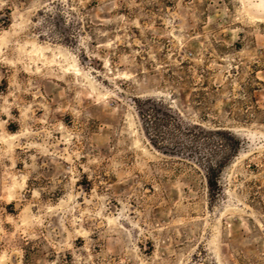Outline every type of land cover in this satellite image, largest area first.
Segmentation results:
<instances>
[{"label":"rangeland","instance_id":"374dc122","mask_svg":"<svg viewBox=\"0 0 264 264\" xmlns=\"http://www.w3.org/2000/svg\"><path fill=\"white\" fill-rule=\"evenodd\" d=\"M0 264H264V0H0Z\"/></svg>","mask_w":264,"mask_h":264},{"label":"trees","instance_id":"16d2710c","mask_svg":"<svg viewBox=\"0 0 264 264\" xmlns=\"http://www.w3.org/2000/svg\"><path fill=\"white\" fill-rule=\"evenodd\" d=\"M157 107H159V109H156V113H158L160 111V107H162L160 104H156ZM167 112L171 113L170 109H166ZM175 123H176V127L180 128L183 126L182 121L176 117L174 119ZM187 131H190L189 133L191 134V137H198L197 134L202 133L203 130L200 129L197 126L191 125L189 126V128H187ZM223 167V161H218V162H214V163H209L208 167H206V183L207 186L209 188V190H212L214 187H216V173L218 172V170H220Z\"/></svg>","mask_w":264,"mask_h":264}]
</instances>
